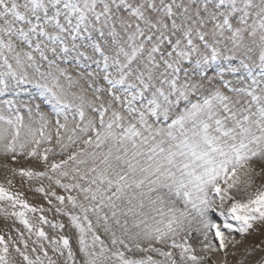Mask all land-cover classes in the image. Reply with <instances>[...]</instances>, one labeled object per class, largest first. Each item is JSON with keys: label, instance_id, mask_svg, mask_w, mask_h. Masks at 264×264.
I'll list each match as a JSON object with an SVG mask.
<instances>
[{"label": "snow or ice", "instance_id": "obj_1", "mask_svg": "<svg viewBox=\"0 0 264 264\" xmlns=\"http://www.w3.org/2000/svg\"><path fill=\"white\" fill-rule=\"evenodd\" d=\"M0 157V264H264V0H0Z\"/></svg>", "mask_w": 264, "mask_h": 264}, {"label": "rangeland", "instance_id": "obj_2", "mask_svg": "<svg viewBox=\"0 0 264 264\" xmlns=\"http://www.w3.org/2000/svg\"><path fill=\"white\" fill-rule=\"evenodd\" d=\"M3 158L0 157V164L3 163H8L11 167H35L37 168V170H40L42 168L41 165H39V162L32 160V159H24V158H17V162L13 163L11 158H7L4 159L2 162ZM252 166L255 168L256 171L260 172L262 169H264V161H260V160H253L252 162ZM3 171V172H2ZM0 181L4 180V169L1 170L0 168ZM45 186H47V181L44 182ZM261 184H264V173H262V175L260 177H256L255 178V184L253 185V191L256 189V187L260 186ZM40 186V182L36 181V182H32L31 185L29 186L28 184H25L23 186V188H21V181L19 177H16L14 179V186L12 188V191H22L24 194V198L26 200H28V202L30 204H34V205H43L45 208L48 207V205L46 204V202L43 200V197L41 196V194L36 193L31 189H34L36 187ZM61 192V190H58V193ZM38 215V214H37ZM45 215L48 216L49 219L52 218V214L51 213H45ZM215 218V216H214ZM57 219H59V217H57ZM64 222H67V218L64 217L63 218ZM16 227H22L20 225H15ZM13 227V222L11 220L5 221L3 217H0V233H4L5 235H7L8 231L11 230V228ZM46 230L50 231V229L47 228V226H45ZM250 235L247 236L245 242L246 243H259V241L261 240L262 237H264V223H257L254 225L253 229L250 230ZM13 235H15L14 233H12ZM211 235V234H210ZM237 239H240L239 235L237 234ZM217 246H218V241H214ZM226 251L229 253V256L227 257V261L228 264H236V261L238 260V257H233L231 255V252L233 251V249L231 248V246H229ZM208 258H209V264H214L216 262H220L221 264H224L225 261V257L223 255V253L220 252H211L208 253Z\"/></svg>", "mask_w": 264, "mask_h": 264}, {"label": "bare ground", "instance_id": "obj_3", "mask_svg": "<svg viewBox=\"0 0 264 264\" xmlns=\"http://www.w3.org/2000/svg\"><path fill=\"white\" fill-rule=\"evenodd\" d=\"M45 111V114H48L49 112L48 111H46V110H44ZM3 158V157H2ZM5 158H3V160H4ZM3 160H2V162H3ZM3 168H1V170H2ZM3 172V171H2ZM1 175V174H0ZM1 178V177H0ZM214 264H221L220 262H216V263H214Z\"/></svg>", "mask_w": 264, "mask_h": 264}]
</instances>
